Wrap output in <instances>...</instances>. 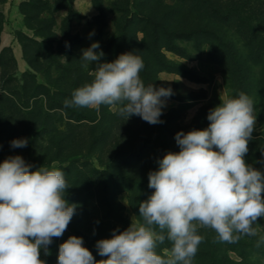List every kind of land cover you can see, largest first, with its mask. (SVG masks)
Instances as JSON below:
<instances>
[{"label": "rangeland", "instance_id": "1", "mask_svg": "<svg viewBox=\"0 0 264 264\" xmlns=\"http://www.w3.org/2000/svg\"><path fill=\"white\" fill-rule=\"evenodd\" d=\"M198 1L202 5L206 2L162 0L160 6L162 11H167V5H178L181 10L176 21L185 28L202 20L203 13L197 11L195 6ZM213 1L222 9L247 2L249 11L254 12L251 17L264 20V13L261 14L264 0ZM35 2L39 9L25 8L30 14L27 24L32 34H15V41L22 46V58L16 57L11 46H2L5 18L0 13V163L10 156L19 155L33 166V171L43 165L49 168L55 166L64 171L70 187L66 190V196L75 200L79 224L77 233L72 234L67 227L63 235L57 238L59 253V245L70 236L82 237L84 242L91 241L95 236H99V240L108 239L113 230L123 231L132 221L139 220V213L132 203V185L125 179L111 184L112 192L108 194L109 200L112 198L120 208L118 213L111 216L120 215L122 220L107 215L108 206L103 192L105 186H101L102 182L108 179L112 183L110 173L148 180L149 172L158 170L159 163L158 154L148 149L142 150L144 144L150 145L149 141H145L146 138L154 145L170 140L175 152H178L180 149L175 135L181 131L187 133L193 129H204L200 115L207 109L208 115L211 109L220 104V99L230 97L231 89L223 65L216 61V53L211 51L212 46L206 44L199 50L193 41L178 40L181 53L162 48L164 57L176 69L157 70L153 67L147 77L150 79L148 83L143 78V71L140 73L146 86L150 82L155 88L172 89L171 96L162 98L165 102L160 116L162 123L149 124L136 115L126 120V117L115 114L104 105L99 111L81 107L66 108L64 101L68 98L64 92L72 94L76 88L90 82L93 77L89 72L96 67V62H93L85 69L82 60L70 62L69 55L81 58L82 50L94 42L100 45L95 50L97 52L102 49L104 52L108 48L110 40L119 33L117 21L120 14L113 9L122 0H102L107 25L100 38H95L100 31L96 17L86 20L74 8V0L71 3L69 0ZM20 10L23 13L21 6ZM234 31L235 28L231 27V33ZM45 37L54 38L52 45L38 46L28 40L31 38L42 42ZM234 37L239 38L236 33ZM138 39L139 44L135 43L148 55L149 49L144 45L142 31L138 33ZM64 41L70 44L60 49ZM24 45L27 47L24 48ZM5 47L9 50L1 54ZM112 51L111 54L106 53L103 62H111L118 57L116 45L112 46ZM73 70L77 72L72 73ZM251 99L257 121L245 159L258 169L259 165L264 168V108L261 101ZM53 105L56 107H51ZM74 114L94 116L96 119L77 121L70 118ZM22 138L28 140L26 147H11V141ZM118 156V160L113 162ZM110 165L111 169L108 168ZM253 227L257 230L256 236H243L236 243L220 242L222 253L231 264H264V240L261 239L264 237V218H258ZM199 234L206 238H217L211 229H200ZM168 248L163 245L157 251L165 255ZM95 252L97 260L106 259L98 254V250Z\"/></svg>", "mask_w": 264, "mask_h": 264}, {"label": "clouds", "instance_id": "2", "mask_svg": "<svg viewBox=\"0 0 264 264\" xmlns=\"http://www.w3.org/2000/svg\"><path fill=\"white\" fill-rule=\"evenodd\" d=\"M99 47L94 42L82 50L83 68L96 62L89 72L93 79L76 88L64 106L99 111L104 105L126 120L136 115L162 123V98L172 89L146 86L143 59L132 52L100 63ZM207 119V128L178 132L180 150L167 152L159 169L149 172L154 191L139 203L140 219L97 241L98 254L106 259L96 260L83 238L73 235L59 245L57 264H193L204 241L200 229H211L225 243L256 236L253 225L264 218V171L245 159L256 128L254 103L243 92L225 96ZM27 143L15 139L11 147ZM32 167L19 155L0 163V264H46L41 251L50 254L53 238L63 235L75 214L77 205L65 199L70 187L64 171ZM166 241L170 248L161 255L157 249Z\"/></svg>", "mask_w": 264, "mask_h": 264}, {"label": "trees", "instance_id": "3", "mask_svg": "<svg viewBox=\"0 0 264 264\" xmlns=\"http://www.w3.org/2000/svg\"><path fill=\"white\" fill-rule=\"evenodd\" d=\"M73 0H69L71 3ZM195 4L197 11H201L203 16L202 20H198L195 24H191L185 28L181 27L180 22L176 21L177 14L180 12L178 5H167V11L161 10L162 0H122L119 4H115L114 11L120 14L117 21L118 35L112 38L109 42L108 48L105 49L106 53H113L112 46L118 47V56L122 53L132 52L139 55L144 62L143 78L146 79L150 74V70L156 69H176L172 64L168 63L162 53V48L180 52L182 49L178 46V40L193 41L199 50L203 45L208 44L212 46V53H216V61H220L225 70L226 81L231 89L230 97H236L239 93L243 92L250 98H255L261 101L264 108V20H255L251 17L254 12L249 11L247 2H242L239 5L227 6V9H222L215 4L213 0H206L202 5L201 1ZM94 5L99 9V14L96 16L100 31L95 38H100L103 35L104 28L106 27V16L102 0H93ZM26 7L31 9H39V5L35 0H28L21 4L23 13L26 16L28 23V11ZM264 10L261 11V14ZM231 27L235 28L234 33L238 34V39L231 33ZM144 33V45L149 49L147 55L140 49L136 43L139 44L138 33ZM32 43L38 46H50L54 38H46L39 42L29 38ZM136 42V43H135ZM241 43V44H240ZM70 43L65 41L62 46H68ZM27 47L24 45V48ZM214 47V48H213ZM110 49V51H108ZM8 48H3L1 54L8 51ZM46 51V50H45ZM103 51V49H102ZM107 51V52H106ZM104 56L99 61H105ZM70 62L81 61V58L74 54L69 55ZM73 72H77L73 70ZM146 77V78H145ZM149 84H151L149 82ZM147 84V85H149ZM64 96L68 99L71 98V92H64ZM51 107H56L55 105ZM264 110V109H263ZM208 109L200 115L201 125L207 128L209 121L207 119ZM70 118L77 121L87 119L94 121V116H78L71 115ZM150 139V138H149ZM150 145L144 144L142 150H150L158 154V163L167 152H175L173 142L164 140L154 145L151 140L146 138ZM149 148H148V147ZM141 155V154H140ZM120 156V155H119ZM119 156L113 161L116 162ZM139 156V154H137ZM125 162V161H124ZM159 167V166H158ZM258 169L264 171V168L259 165ZM108 168H112L110 165ZM114 168V167H113ZM159 169V168H158ZM98 173V172H97ZM113 177L112 183L105 179L102 182L104 195L106 196V203L108 206L107 215L112 217L114 213H118V205L112 198L109 200L111 188L114 183L119 180L125 179L132 187L133 198L132 203L139 213V203L148 199V195L154 191L148 187V180H138L131 176L123 174H116ZM91 188H92V183ZM115 187V186H114ZM112 197V196H111ZM65 199L70 204H75V200L71 196H66ZM138 203V204H137ZM138 205V206H137ZM120 209V208H119ZM117 220H122V217H112ZM79 220L75 213L70 224L68 225L72 234L78 232ZM99 241V236H95L91 241H85L84 246L87 247L95 255L96 243ZM170 248V244L166 241L165 244ZM163 247V245H161ZM201 247V248H200ZM221 243L216 237H204V241L199 245L198 252L194 258L193 264H231L228 257L222 253ZM50 254L45 256L41 251V259L46 261V264H57L58 258V239L53 238L52 244L49 246ZM160 253V252H159ZM161 254V253H160ZM162 255V254H161ZM97 256V255H96ZM96 256L95 259H96ZM97 260V259H96Z\"/></svg>", "mask_w": 264, "mask_h": 264}, {"label": "crops", "instance_id": "4", "mask_svg": "<svg viewBox=\"0 0 264 264\" xmlns=\"http://www.w3.org/2000/svg\"><path fill=\"white\" fill-rule=\"evenodd\" d=\"M28 0H4L0 2V13L4 15L5 22L2 31V46H11L17 58L23 57L22 46L15 41L16 32L32 34L28 27L26 16L21 12L20 6ZM74 8L77 9L86 20H92L99 14V9L93 0H74Z\"/></svg>", "mask_w": 264, "mask_h": 264}]
</instances>
